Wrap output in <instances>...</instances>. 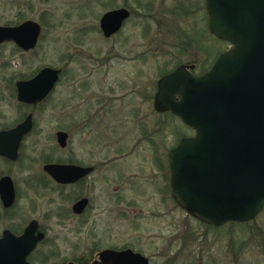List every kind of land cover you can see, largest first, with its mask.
I'll return each mask as SVG.
<instances>
[{"label": "water", "instance_id": "water-1", "mask_svg": "<svg viewBox=\"0 0 264 264\" xmlns=\"http://www.w3.org/2000/svg\"><path fill=\"white\" fill-rule=\"evenodd\" d=\"M209 32L229 44L210 68L194 74L181 65L157 81L154 108L170 111L194 135L180 139L170 151L172 197L193 219L212 227L253 221L264 207V0H204ZM129 17L121 8L99 19L105 37L116 33ZM40 33L28 20L16 27L0 26V45L12 41L24 51L35 48ZM60 69L43 67L27 81L16 83L17 99L43 101L59 79ZM32 129V114L14 129L0 133V156L16 161L23 136ZM59 146L66 134L57 133ZM43 171L60 184L75 182L85 169L45 164ZM8 176L0 178L4 208L15 202ZM83 199L74 207L79 213ZM42 234L31 220L21 236L5 230L0 237V264H30L27 257ZM100 264H149L129 249L103 251ZM71 264V263H69Z\"/></svg>", "mask_w": 264, "mask_h": 264}, {"label": "rangeland", "instance_id": "rangeland-1", "mask_svg": "<svg viewBox=\"0 0 264 264\" xmlns=\"http://www.w3.org/2000/svg\"><path fill=\"white\" fill-rule=\"evenodd\" d=\"M105 1L107 5L101 4ZM202 5V0H0V25L14 23L20 17L42 25V35L33 53L21 55L13 50L12 45L7 44L0 48V72L3 77L12 73L17 75L20 71L32 75L42 67L63 69V75L49 103L34 114L37 132H43L44 137L32 134L24 141L26 147L23 149L22 163L6 166L0 162V171H3V174L8 171L16 185L17 203L13 208V226L18 227L21 224L25 225L30 219L41 218L45 225L53 229L50 235L57 232L61 226H70L65 221L64 225H61L58 218L52 214L51 211L56 210L57 204L50 202L49 199L58 200L54 194L43 196L31 189L32 180L42 172L43 152L47 151L50 154L49 149L56 146L55 140L49 139L48 136L57 131L58 127L67 133L70 130L68 113L71 109L74 84L71 80L73 74L70 68L73 65L69 64L70 57L76 55L80 57L79 59H83L75 67L80 70L78 80L85 78L91 83L86 87L89 90L98 91L96 89L99 84L101 86L102 77L108 67V74L105 76L107 86L104 92L110 99L123 93L116 85L119 83L127 85L128 81L130 85L140 86L142 95L152 94L153 84L165 72L167 60L173 63L198 57V44L188 47V51L183 52V55L180 53L181 50L175 49L180 45L169 31L174 32L177 28L183 29L186 26L191 28L196 24V20L202 21L203 11H198V7ZM120 7L132 12L122 35L125 38L130 37L127 50L131 52L135 50L141 55L140 60L135 63L123 61L122 57L116 58L118 57L116 55H120L117 40L115 43L105 42L98 28L99 19L103 13ZM154 21H160L161 23L158 24L162 28V31L158 32L159 40H161L158 50L154 47L153 40L157 36L155 28L157 26ZM224 47L227 48L226 45ZM106 52H109V58L115 56L114 59L112 58L107 66L96 63V61H104L101 57ZM166 53L170 54L172 59L164 58ZM22 61L25 64H22ZM4 64L6 65L3 67ZM94 66H98L99 70L90 73L91 67ZM110 88H113V92L109 90ZM144 88L148 90L143 91ZM80 93V98H84L85 91L80 90ZM79 101L80 99H77L74 103ZM0 109L5 111L7 120L13 119L16 115L13 104L5 106L0 103ZM179 124L173 120V132L181 131L183 134H188L189 131L183 130ZM180 136L173 137V145ZM86 137L84 132L73 136L68 148H84ZM47 153L44 154L47 155ZM134 157L129 158V165L137 163V158ZM28 162L32 163V169L26 170L24 166L20 167V164L24 165ZM169 207L172 211L170 220L165 216L155 217L152 214L151 216L126 214L124 221H120L118 232L122 234L125 245L132 246L134 250L148 257L150 264H167L168 262L172 264H264V209L254 219L253 225L246 228L247 234H245L242 227H231L228 224L218 229L207 228V225L189 217L174 203L171 206L168 203L167 208ZM141 208L152 209L153 212L165 215L163 203L158 206L155 202L150 204L142 202ZM8 223L7 219L1 218L0 229L5 228ZM105 223V221L99 222V227L105 228ZM111 225L117 227L116 221H113V224L109 222L108 226ZM256 226L259 230L257 228L255 233L253 228ZM158 234H161V237ZM170 235L172 242L168 245L165 240L170 238ZM154 237L157 238L156 241H153ZM156 247L164 248L162 249L164 251L154 250ZM46 248L40 247V250ZM32 257L36 258L35 264H41L39 262L41 254L37 252ZM51 261L49 264H58Z\"/></svg>", "mask_w": 264, "mask_h": 264}, {"label": "flooded vegetation", "instance_id": "flooded-vegetation-1", "mask_svg": "<svg viewBox=\"0 0 264 264\" xmlns=\"http://www.w3.org/2000/svg\"><path fill=\"white\" fill-rule=\"evenodd\" d=\"M202 1V7H198V11H203L202 21L196 20V24L191 28L186 26L183 29L177 28L174 32L169 31L180 45L175 49L181 50L180 53L183 55V52L188 51V47L198 44V57H194L191 60H178L173 63L167 60L165 64L166 70H164L165 72L153 84L154 92L152 94L142 95L140 86L137 84L130 85L128 81L127 85L126 83L117 84L116 87L123 93L114 99H110L104 92L107 86L105 84V76L108 74V67L105 69V74L102 77L101 86L99 84L96 89L98 91L89 90L86 87L91 83L85 78L79 81L77 76L80 70H77L75 67L83 59H79L80 57H76V55L70 57L69 64L73 65L70 68L73 74L71 80L74 81L72 85L73 99L72 104H70L71 109L68 113V126H70V130L67 133L63 129L61 130V127H58L56 128L58 129L57 131L48 136L49 139L55 140L57 147L55 146L53 149H49L50 154L47 151H45L47 155L43 152L41 159L42 172L34 177L32 180L33 187H31V189L36 190L37 194L43 196L54 194L58 200L49 199L50 202L57 204L56 210H52L51 212L58 218L61 225H64L65 221L70 226H61L57 232L50 235V231L53 229L45 225L41 218L30 219L29 221H37L38 231L42 234L35 248L27 257V262L30 264H35L36 258L34 259L32 256L37 252L41 254V258L39 259L41 264H49L51 260V262H57L58 264H100L99 256L103 251L121 252L129 249L133 252L140 253L130 245L127 247L122 234L118 232L120 221H124L125 215L151 216L152 214L155 217L165 216L168 220L172 219L171 207L167 208L168 203L170 206L174 203L171 188L169 153L181 138L193 136L194 132L191 128L185 126L172 112H157L154 108V97L157 92V81L162 76L171 73L181 65H185L186 67L193 65L194 68L188 70L197 75L202 74L211 66L216 56L221 53V41L209 32L206 6L204 0ZM131 14L132 12L130 13L129 11V17L122 23L120 29L109 37H105L100 29L99 31L105 42L113 41L115 43L117 40L120 55H116L118 56L116 58L122 57L121 59L123 61L135 63L140 60L141 55L136 53L135 50L132 52L127 50V42L130 37L125 38L122 35L125 25L130 21ZM23 18L20 17L14 23L0 26L12 28L29 20ZM33 22L37 23L40 27L35 48L24 51L12 41L4 42L0 45V48L7 44L12 45L13 50L16 53L19 52L21 55L33 53L42 35V25L36 21ZM154 22L157 26L155 27L157 36L153 40L154 47L158 50L161 42L158 32L162 31V28L158 24L161 23L160 21ZM41 23L43 22L41 21ZM227 49L228 47L225 50ZM108 55L109 52L104 53L101 57V60L104 61H96V63L107 66L109 61L115 57L112 56V58H109ZM170 56V54H164V58ZM169 59H172V57ZM22 64H25V62L22 61ZM5 65L2 66L4 67ZM42 68L36 70L32 75L20 71L17 75L12 73L11 75H5L3 77L0 72L2 81L0 84V103L5 106H12L13 104L16 112L13 119L9 118L7 120L8 116L5 114V111L0 109V133L14 129L29 114H32V129L21 140L17 160L11 161L0 156V162L6 166L22 163L24 156L23 149L26 147L24 141L30 135L34 134L44 137L43 132H37L38 128L34 120V114L37 110L42 109L49 103L51 95L54 93L56 85L63 75V69H60L59 79L53 90L41 102L36 104L20 102L17 99L16 89L17 82L31 79ZM1 69L4 70L5 68ZM98 70V66L91 67L90 73ZM80 90L85 91L84 98H80ZM109 90L113 92V88ZM144 90L148 89L144 88ZM77 99H80V103H74ZM65 120L67 119L65 118ZM173 120L180 123V127L183 130L186 129L189 133L183 134L182 136L178 132L174 133L172 127ZM58 132L66 134V145L64 147L59 146L57 143ZM83 132L87 136L85 147L79 149L73 147L68 148V144L72 142V137L80 135ZM178 135L180 138L173 145V137L175 136L176 138ZM133 156L137 158V163L135 165H129V158ZM44 159H51L52 162L50 163L53 164L69 165L79 169H85L87 172L73 183L60 184L52 180L43 171V166L49 164L44 163ZM22 166L26 170L33 168L32 163L29 162L24 165L20 164V167ZM3 176L10 177L9 172L7 171L3 174V171H0V178ZM13 184L16 195L14 204L10 208H4L0 201V219L4 218L9 221L5 228L0 229V237L5 230H8L14 236H21L29 223L28 221L25 225L13 226V208L17 203V192L14 181ZM83 199L86 201L84 208L79 213H75L73 207ZM142 202L146 204L155 202L158 206L163 203L165 215L164 213L158 214L156 211L153 212L152 209L143 210L141 208ZM55 211L57 212L55 213ZM101 221L106 222L105 228L99 227V222ZM113 221H116L117 227L112 225L110 227L108 226L109 222L113 224ZM166 228L168 229V227ZM158 236L161 237V234H158ZM156 240L157 238L154 237L153 241ZM165 241L170 245L172 236L170 235V238H166ZM40 247L47 248L41 251ZM162 249L164 248L156 247L154 250L160 251ZM141 255L144 256L143 254ZM146 258L150 264V259L148 257ZM167 264L172 263L168 262Z\"/></svg>", "mask_w": 264, "mask_h": 264}, {"label": "trees", "instance_id": "trees-1", "mask_svg": "<svg viewBox=\"0 0 264 264\" xmlns=\"http://www.w3.org/2000/svg\"><path fill=\"white\" fill-rule=\"evenodd\" d=\"M98 1H100V0H98ZM102 1V0H101ZM101 4H103V5H105L106 4V1L104 2V3H102L101 2ZM107 5V4H106ZM224 45H226V43L225 42H221L220 43V51L222 52V51H224L226 48L224 47ZM205 69H206V67H205ZM181 136L183 135V133L180 131V132H178ZM178 137H179V135H178ZM50 162H52L51 161V159H44V163H50ZM264 209V208H263ZM254 221V220H253ZM253 221H251V222H248V223H243V224H237V223H228V225H230L231 227H235V226H239V227H242L243 229L242 230H244L245 231V234H247V230H246V228L247 227H250L251 225H253ZM207 228H210V229H218V228H213V227H209V226H206ZM257 226L256 227H254L253 229H255V233H256V230H257ZM252 229V230H253ZM258 230H259V228H258ZM244 234V235H245ZM243 235V236H244Z\"/></svg>", "mask_w": 264, "mask_h": 264}]
</instances>
